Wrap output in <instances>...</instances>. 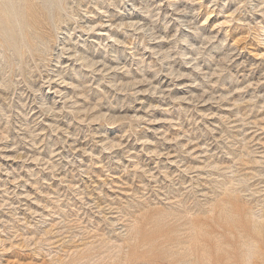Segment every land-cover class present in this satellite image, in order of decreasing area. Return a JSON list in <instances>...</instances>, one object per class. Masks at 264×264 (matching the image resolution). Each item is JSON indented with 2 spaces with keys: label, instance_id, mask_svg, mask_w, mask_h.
<instances>
[{
  "label": "rangeland",
  "instance_id": "rangeland-1",
  "mask_svg": "<svg viewBox=\"0 0 264 264\" xmlns=\"http://www.w3.org/2000/svg\"><path fill=\"white\" fill-rule=\"evenodd\" d=\"M262 52L264 0H0V264H225L264 216Z\"/></svg>",
  "mask_w": 264,
  "mask_h": 264
},
{
  "label": "clouds",
  "instance_id": "clouds-1",
  "mask_svg": "<svg viewBox=\"0 0 264 264\" xmlns=\"http://www.w3.org/2000/svg\"><path fill=\"white\" fill-rule=\"evenodd\" d=\"M115 28L123 30L125 28L128 29H133L139 32H147L148 30L145 28L140 27L134 22H128V23H120L117 25H114ZM219 27V25H217ZM85 31H92L91 28H86ZM153 38L154 37V34ZM175 37H173L174 39ZM109 39L111 40L112 37L109 36ZM162 39V38H161ZM203 39L209 43L214 42L217 37L216 36H204ZM242 43V38H237L234 41V45H240ZM203 47L202 46L200 49H198V52H203ZM71 51V50H69ZM241 49V53H242ZM259 56L261 58H264V52L259 53ZM233 57L234 53H229L228 55L223 56L219 61L216 69V74L219 75L225 70V67L227 65H230L233 63ZM193 64H195V60H193ZM92 67H95V65H91ZM199 69H197L198 71ZM169 75L173 77L174 80H180L187 76L188 74L185 72L181 71H170ZM150 83V81H137L136 83ZM46 84H58V85H63L65 83L64 79L57 75L55 78H50L45 81ZM183 87V85H181ZM58 91V90H57ZM149 92H151L152 95H163V93H158V86H153L148 89ZM171 91V89H169ZM60 95H64L63 93H60ZM208 97L206 100L205 97ZM71 99V98H69ZM179 101H185L188 104H193V105H198V104H207L212 100H215L216 97L209 95V93L204 92L202 94H192L191 96L188 95H182L178 98ZM223 99V97H221ZM46 113H53L57 111L55 108H50L47 105H42ZM150 110V109H149ZM133 119L139 121V120H144L146 119L145 117H133ZM152 121H149L151 123ZM187 135V133H185ZM168 133H164V137L167 138ZM174 139H179V137H174ZM144 143H148V141H144ZM194 143V141L189 140L188 144H185L184 147L187 148L189 144ZM122 145L119 143L113 144L112 147H121ZM149 156H157V157H165L168 155L166 152L158 151V150H153L148 153ZM136 167L143 171L142 168H140V165L137 164ZM149 175H151L149 173ZM238 215V213L236 214ZM248 223L250 235L246 236L239 244V246L234 250L233 255H229L228 259L225 261V264H264V216L256 215V214H251L248 217L245 218ZM230 251H232L230 249Z\"/></svg>",
  "mask_w": 264,
  "mask_h": 264
},
{
  "label": "bare ground",
  "instance_id": "bare-ground-1",
  "mask_svg": "<svg viewBox=\"0 0 264 264\" xmlns=\"http://www.w3.org/2000/svg\"><path fill=\"white\" fill-rule=\"evenodd\" d=\"M16 41V40H15ZM18 42V41H17Z\"/></svg>",
  "mask_w": 264,
  "mask_h": 264
}]
</instances>
